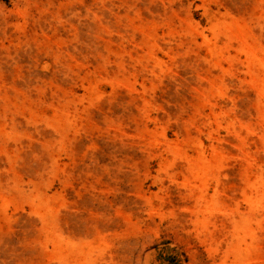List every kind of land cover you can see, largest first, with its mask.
Returning <instances> with one entry per match:
<instances>
[{"label":"rangeland","instance_id":"obj_1","mask_svg":"<svg viewBox=\"0 0 264 264\" xmlns=\"http://www.w3.org/2000/svg\"><path fill=\"white\" fill-rule=\"evenodd\" d=\"M0 264H264V0H0Z\"/></svg>","mask_w":264,"mask_h":264}]
</instances>
